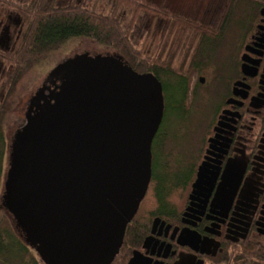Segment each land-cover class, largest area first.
<instances>
[{
  "label": "water",
  "instance_id": "95a60500",
  "mask_svg": "<svg viewBox=\"0 0 264 264\" xmlns=\"http://www.w3.org/2000/svg\"><path fill=\"white\" fill-rule=\"evenodd\" d=\"M46 79L9 144L2 205L44 264H110L151 178L161 81L86 52ZM140 255L127 264H147Z\"/></svg>",
  "mask_w": 264,
  "mask_h": 264
},
{
  "label": "flooded vegetation",
  "instance_id": "af4514ba",
  "mask_svg": "<svg viewBox=\"0 0 264 264\" xmlns=\"http://www.w3.org/2000/svg\"><path fill=\"white\" fill-rule=\"evenodd\" d=\"M32 1L0 0V81L9 77L0 103ZM251 1L232 41L224 25L203 27L192 49L163 59V137L194 132V160L187 178L156 192L155 206L139 205L124 264L135 250L147 264H264V0ZM40 88L47 93L52 82Z\"/></svg>",
  "mask_w": 264,
  "mask_h": 264
},
{
  "label": "rangeland",
  "instance_id": "374dc122",
  "mask_svg": "<svg viewBox=\"0 0 264 264\" xmlns=\"http://www.w3.org/2000/svg\"><path fill=\"white\" fill-rule=\"evenodd\" d=\"M61 1V2H60ZM55 0L56 4L65 5L74 3L104 15L116 16L126 32L132 46L139 49L143 55L150 59L151 65H156L162 75L161 65L163 59L172 61L181 57L182 49H192L197 42L195 28L190 24L176 26L172 20L164 19L152 13L136 10L116 0ZM158 5L165 6L172 14H179L202 27L218 29L225 26L226 42L238 37L241 25L247 21L253 13L251 0H150ZM229 12V17H228ZM232 14V16H231ZM180 50H179V49ZM112 54V50L85 38H71L59 49L43 57L39 62L29 67L22 79L16 85L15 90L7 103V112L3 122L4 135L7 143L3 167L0 173V222L6 217L16 229L11 216L6 213L1 205L3 191V179L7 169V155L9 144L16 131L18 124L25 118L26 109L30 98L37 88L46 79L48 72L65 58L80 53ZM181 53V54H180ZM8 77V76H7ZM0 81V101L4 95V89L8 80ZM9 78V77H8ZM3 90H2V88ZM9 88V86H8ZM6 97V96H5ZM167 120L161 121L157 135L151 145V178L147 191L140 203V209L145 211L155 206L156 192L170 188L173 183H179L189 176L194 157L188 151L192 143L194 132L185 136H173L172 131L164 139L163 130L167 127ZM185 138V139H184ZM142 212V211H141ZM140 216V215H139ZM21 239V237H19ZM22 240V239H21ZM23 241V240H22ZM24 242V241H23ZM30 252L23 260L17 256V250L7 254L6 264H44L36 251L30 247ZM31 257L37 261L34 262ZM32 260V262H30ZM0 264H2L0 262Z\"/></svg>",
  "mask_w": 264,
  "mask_h": 264
},
{
  "label": "trees",
  "instance_id": "16d2710c",
  "mask_svg": "<svg viewBox=\"0 0 264 264\" xmlns=\"http://www.w3.org/2000/svg\"><path fill=\"white\" fill-rule=\"evenodd\" d=\"M116 1L134 7L136 10H143L164 19H170L176 26L190 24L194 26L195 30L203 28L201 25H196V23H192V21L185 19L179 14H172L165 6L155 4L150 0ZM24 13L27 20V28L16 53L10 54L7 58L8 62L13 63L14 70L7 95L4 101L0 103V173L3 172V160L7 147L3 122L10 96L29 67L59 49L69 39L88 38L99 45L111 49L112 53L120 55L134 70L138 72L151 71L160 81L162 80V75L159 74L157 66L151 65L150 59L143 55L139 49L132 46L120 20L114 15H104L76 6L74 3L58 5L55 0H33L25 8ZM4 210L6 211L5 208ZM6 213L8 212L6 211ZM135 217L136 215L133 219ZM2 219V222H0V262L6 264V255L14 248L17 250L16 254L21 261L31 249L29 245L23 242V237L20 235L21 232L15 229L6 217ZM130 226V223L126 225L123 243L115 259L110 264H124L129 256L130 245H133L134 242L133 231ZM31 259L37 263L32 257Z\"/></svg>",
  "mask_w": 264,
  "mask_h": 264
}]
</instances>
